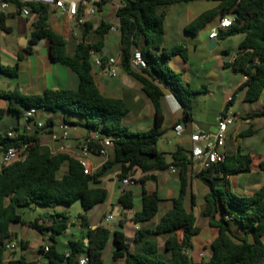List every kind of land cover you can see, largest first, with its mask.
Masks as SVG:
<instances>
[{
	"label": "trees",
	"instance_id": "1",
	"mask_svg": "<svg viewBox=\"0 0 264 264\" xmlns=\"http://www.w3.org/2000/svg\"><path fill=\"white\" fill-rule=\"evenodd\" d=\"M193 1L196 0H119L122 6L117 10L116 18L121 70L140 84L155 111L154 126L141 133H132L125 126L123 118L129 112L127 104L121 99L106 97L94 74L90 53L92 50L103 51L105 40L114 25L101 21L93 32L95 40L90 43L86 38L93 24L88 21L76 29V34L80 32L82 39L71 46L70 40L52 27L50 7L32 6V15L37 17L31 27V43L48 41L52 61L67 67L76 76L78 85L76 88L47 89L38 95L26 94L19 89H0V98L6 102L5 107H0V157L12 146L31 143L30 152L24 160L3 167L0 171V264H39L38 261L30 262L24 255L7 260L10 251L6 249V242L13 241L15 237L12 233L13 224L26 225L40 233H51V243L47 245L49 251L45 253L48 264H80L82 258L87 259V264H105L103 251L111 236L115 246L112 259L123 264H264V181L258 190L248 196L233 192L230 185V178L251 172V155L240 152L232 157L226 155L223 163L196 173V178L209 189L204 196L201 218L207 220L208 226L217 228L218 235L210 245L212 253L209 259L195 262L188 252L202 227L194 213L195 196L189 193L190 162L182 148L171 154L172 161L168 162L167 154L160 152L157 147L164 123L162 84L173 86L186 118L192 116L191 97L195 92L185 86L182 75L172 71L166 63L176 56L186 61L187 49L183 46L166 49L163 44L166 9ZM209 1H216L218 5L199 13L185 30L196 35L216 17L233 18L232 26L222 31L219 39L235 35L244 37L239 44L237 58L225 63V67L246 75L248 79L237 89L227 107L233 104L241 92H244L246 102H256L264 91V0ZM7 19L0 14V27L4 32L12 33L13 30L6 26ZM136 50L142 52L148 63V68L143 71L131 67L130 60ZM26 51L30 53L33 49L29 47ZM222 53L228 55L229 51L223 50ZM106 58V55L102 56V59ZM22 59L23 54H18L16 63L5 65L0 57V75L18 76V62ZM31 110L79 116L80 125L87 131V138L91 139L90 152L99 154V141L112 138V153L99 170L86 174L79 159L67 153H53L41 144L38 132L28 134L20 127L21 119ZM7 113L16 116L4 121ZM64 122L78 125L67 120ZM47 124H54V119L48 118ZM10 131L14 137L8 136ZM52 131L45 130L44 133ZM95 135L98 139L94 138ZM64 165L66 172L61 173ZM172 166L179 171L180 192L178 197L170 200L171 207L154 228L139 229L130 240L121 230L111 231L103 225L95 229L90 227L87 213L108 199L107 191L94 188L93 184L115 172H119L120 179L141 172L142 178L135 182H155L156 171H164ZM259 170L264 172V160L259 164ZM77 201L82 203L85 211L80 215L79 222L84 236L79 241L70 240L66 253L58 250L56 236L67 231L72 223L70 215L56 213L52 220L37 217L27 221L24 218L23 210L32 204L71 206ZM163 201L157 192L143 191L142 210L131 219H127L128 213H122L124 218H119V226L123 228L127 221L135 224L152 221L160 212ZM119 204L123 210L133 208V192L127 190L121 195ZM180 231H183L181 240ZM160 236L165 237L166 256L158 248L157 239ZM19 244L22 250H26L25 241L21 240ZM44 248H41L42 252Z\"/></svg>",
	"mask_w": 264,
	"mask_h": 264
},
{
	"label": "crops",
	"instance_id": "2",
	"mask_svg": "<svg viewBox=\"0 0 264 264\" xmlns=\"http://www.w3.org/2000/svg\"><path fill=\"white\" fill-rule=\"evenodd\" d=\"M184 4H188L190 6L185 12V22L180 25L186 36L183 37L177 32H172L170 30L171 26H165L163 47L170 49L172 47L183 46L182 44H185L183 47L187 49V60L185 61L180 56H176L171 58L166 63L172 71L181 74L184 85L195 92L191 97L192 116L190 118H186L184 107L176 97V92L173 86L171 84H166L165 86L162 84L161 86L164 88V95L161 100V108L164 117V123L162 133L158 139V150L167 154L168 162L172 161L171 154L176 152L178 148H182L187 156V151L191 147L190 137L192 133H194L197 129L215 132L217 130V122L220 115L224 109H227L235 116V122L228 128L224 152L225 155L229 157L235 156L239 152L243 155H251V172L248 174L238 175L243 176V178H247V182H238V194L242 196L251 195L262 186L264 181V172L259 170V164L264 160V107L262 112L257 110H248L247 108L241 110L242 106L240 108H236L238 101L252 104L244 100V92H241L239 95H237L233 101V104L227 107L237 89L244 85L248 78L242 73L233 71L232 68L225 67V63H231L233 56L237 54L239 44L241 43L244 36L235 35L227 37L224 40L218 39V45L216 48L212 51L209 50L207 47L208 43L211 41L209 35L207 38L200 36L198 37L186 32L185 27L198 15L197 13L214 9L218 5V2L209 0H196ZM191 4L193 5L191 6ZM50 10L51 19L53 17L58 19L56 24L53 25L51 23V25L55 30L61 32V30L65 28V23L61 19H66L69 25L68 19L65 17H58L51 8ZM113 12L116 17L114 4H105L102 6L101 11H99L95 17L90 19V22L93 25L95 23L99 24L101 21L112 23L105 19L104 13L110 15ZM32 16L34 17L32 21L33 23L37 16ZM16 17H18V15H12L6 20V26L11 28L13 31L14 28L9 24V22ZM220 21L221 19L218 17L211 30L217 27ZM31 27V25L20 26L16 31L17 39L14 41V45L10 42L8 43L9 45H13L11 47L12 51H7L6 53L10 57L12 63L14 64L18 61V54H23V59L18 62V76L9 77L3 74L0 75V83L2 82L4 84L3 88L0 89L4 91L19 89L26 94L38 95L42 94L47 89L60 90L76 88L78 85L76 76L72 74L67 67L53 62L50 58L48 41H44V43L40 45L38 49H35L29 45V41L31 42ZM69 28H71L70 25ZM1 32L6 33L2 29ZM61 33L66 38L65 33ZM167 37L170 38V42H166ZM29 47L33 49V51L30 53L26 51ZM223 50H228L229 54L224 55L222 53ZM115 51V45L106 39L105 47L103 48L101 54L106 55L107 57L114 56ZM116 55H119V50ZM0 57L2 59V56ZM170 66H173V68ZM94 74L99 84L100 90L106 97L121 99L127 104L129 112L124 116L123 121L129 130L132 128V133L145 132L154 126L155 111L153 105L142 92L141 86L137 81L126 75L122 70L116 78H111L108 75L107 67L102 69L94 66ZM263 98L264 91L260 100L256 102H261ZM5 106L6 102L0 98V107ZM43 113L46 115L47 119H54V124L48 127L49 130L53 129V131H57L58 124L64 120H67L68 123L78 124L75 126L68 124L70 126V134L68 139L65 141L53 142L50 139V133H45V136H42V132H38L42 145L47 146L51 151H55L61 145H65L69 148L68 154L78 159L81 153L79 145L87 138V131L80 125V118L68 115L66 113ZM38 114L39 112L37 113L35 111V119L37 121H41L38 118ZM15 116L16 115L13 113H7L4 121L14 119ZM24 119L25 117L23 120ZM179 123L184 126V132L181 136H178L174 129V127ZM24 125L25 122L22 125L20 121V127L23 128ZM258 135L261 136V139L259 141H253ZM97 137L98 136L96 135L94 136L95 139ZM112 150V147L108 149L109 155L112 153ZM105 161L106 159L99 154L91 153L88 156V165L92 172L99 170ZM64 172H66V170ZM195 172H199V169L197 167L190 166L189 173L191 176V181L189 193H192L196 198V207L194 208V213L198 220H200L201 211L204 208V196L209 189L203 182L196 178ZM138 173H140L139 176ZM154 175L156 176L155 182H135L134 185L126 187V190L133 192L134 198V215L131 216L128 214L127 219L133 218L136 213L142 210L143 191L148 193L157 192L159 197L164 200L161 204V210L158 213L160 216L157 218V215L152 221L148 223L135 224L133 222L127 221L123 228H121L118 224L119 218H124L122 213H125L123 209H118V205H120V191L122 189V182L119 177V172L112 173L104 177L99 183L93 184L94 188H103L108 193V199L106 202L102 203V207L105 210L104 217L107 218L110 215H114L115 217V219L111 221L114 223L111 231H124L127 237L132 240L137 230L148 227L154 228L159 222L160 217L171 207L170 200L178 197L181 188L178 169L176 173H172L170 168H168L164 171H156ZM142 176L143 174L141 172H137L134 177L138 181L142 178ZM233 179H236V176L230 178V180ZM195 184H201V201L199 200L198 194L194 190ZM187 205L189 206V199L187 200ZM94 208H92L90 212ZM88 220L90 227L93 229L99 225L105 226L101 221L96 222L89 216ZM40 223L45 224L42 221H40ZM199 225L202 227V229L200 233L194 237L193 247L188 252L189 256L195 262H203L209 259L212 253L210 245L218 235V229L208 226L206 222L203 224L199 223ZM15 226L17 227L20 225H12V233L15 235V237H17L18 232L15 229ZM23 228L29 230L28 236H25V238L22 239V241L27 243L26 250L30 248L31 243L41 244L45 236L50 239V232L40 233L26 225H24ZM128 230H131L130 236H128ZM83 232V229L79 225L76 226L74 222L69 225V228L63 234L66 238L65 249L63 250L64 253H66L68 250L67 245L70 240L79 241L83 239ZM179 238L180 240L183 238V231L179 232ZM157 241L159 251L162 253V255L166 256V252L164 250L165 237L160 236L158 237ZM84 242H87V239H84ZM114 250L115 246L113 243V237L111 236L107 247L103 251V260L105 264H123L122 261H113L112 256ZM9 253L10 252L7 253V260H10L11 258H17L15 254L10 255ZM22 255L25 256V254ZM36 261H38V263L44 262L45 260L43 255L39 259L37 258Z\"/></svg>",
	"mask_w": 264,
	"mask_h": 264
},
{
	"label": "built area",
	"instance_id": "3",
	"mask_svg": "<svg viewBox=\"0 0 264 264\" xmlns=\"http://www.w3.org/2000/svg\"><path fill=\"white\" fill-rule=\"evenodd\" d=\"M116 0H0V14L6 17H11L12 15H18L21 17L29 18L32 16V6L33 5H44L50 7L58 17H65L68 19L69 25L72 29H76L85 25L86 22L90 21L91 18L95 17L102 6L108 3H113L115 8V13L119 8H121V3L114 2ZM233 24V18L231 16H226L221 19L219 25L213 28L209 34L211 40H218L219 34L222 31H227ZM118 30V26H113L111 31ZM91 57L93 60V65L98 68L108 69V75L111 78H116L121 71V56L114 55L108 56L105 60L102 59L101 52L92 50ZM237 58V54L233 56L232 62ZM131 67L136 71H143L148 68V63L144 59L142 52L136 50L131 57ZM34 117V118H33ZM25 125L22 128L28 134H35L36 132H44L48 129V124L37 121L35 119V110L28 112L24 119ZM235 122V116L224 109L220 115L217 122V130L215 132L204 131L197 129L192 133L190 137L191 147L187 151V158L190 162V166L197 167L199 171L208 170L214 165H218L225 161L226 155L224 152L226 144V136L228 128ZM178 136H181L184 132V126L179 123L174 127ZM70 126L64 121L60 122L57 127V131L50 132V139L53 142L65 141L69 137ZM9 137H14L13 132L8 133ZM98 139V137L96 138ZM91 139L86 138L79 145L80 155L78 157L81 165L83 166L86 174H92V170L88 165V156L90 152ZM101 148L99 149V155L108 159V149L113 147L112 138H104L99 141ZM31 148V143H23L19 146L10 147L1 157H0V171L3 167L12 165L14 163L24 160ZM53 153H69V148L65 145H61L57 150L52 151ZM172 173L177 172L175 166L170 167ZM136 178L134 176H128L121 179L122 189L120 191V196L126 193V187L134 185ZM115 219L114 215L107 217V220L113 221ZM17 244L14 242H6V249L8 251H13L17 248ZM49 251L48 246H45L43 252L44 262L39 264H48L45 258V253ZM80 264H87V259L82 258Z\"/></svg>",
	"mask_w": 264,
	"mask_h": 264
},
{
	"label": "rangeland",
	"instance_id": "4",
	"mask_svg": "<svg viewBox=\"0 0 264 264\" xmlns=\"http://www.w3.org/2000/svg\"><path fill=\"white\" fill-rule=\"evenodd\" d=\"M116 3L119 2V0L114 1ZM200 2V1H199ZM193 4H191L192 6ZM188 7H190L188 4H176L173 6H169L166 9V19H165V26L169 27L171 26V31L172 32H177L179 33L181 36L185 37V32L183 31V29H181L180 25L183 24L186 20V15L185 12L187 11ZM199 14V13H197ZM105 15V19L112 22L113 25L115 27L118 26V21L115 17L114 12L111 13L110 15L107 13H104ZM33 16H30L28 19H26L25 17H21L18 16L12 20H10L9 24L13 26L14 31L12 34H6V33H2L1 32V27H0V56H2V63L5 65H13L10 57L6 54L7 51H12V46L14 45V41L17 39L16 36V31L17 29L22 26V25H31L32 26V21H33ZM218 17H216L212 22H210L204 29H202L197 35L195 36H200L203 38H207L209 35V32L212 28V26H214V24L216 23ZM64 21V25L65 28L61 30V32L65 33V36L67 39L70 40L71 46L75 45L78 41H80L82 39V35L80 34V32H78L77 34L75 33V29L69 28V25L67 23V20H63ZM58 22V19L56 17H53L51 19V23L54 25ZM99 24L95 23L91 29V33L88 34L87 36V41L88 42H93L94 39V31L97 28ZM107 40L110 41L111 43H113L115 45V55L117 54L119 48H120V43H119V31H111L107 37ZM12 43V44H8V43ZM166 42H170V38L167 37L166 38ZM183 46H185V44H182ZM171 68H173V66H170ZM4 84L1 82L0 83V88H3ZM242 106V107H241ZM242 108L241 110H243L244 108H247L248 110H257L262 112V109L264 107V98L261 102H254L252 104H248V103H244V102H240L238 101L237 103V107L236 108ZM74 116V115H72ZM75 117H79V116H75ZM38 118L39 120H41V122H47V117L46 115L40 111L38 114ZM24 120L21 119V124L23 125ZM258 124V123H257ZM132 130V128L130 129V131ZM42 136H45V133L42 132ZM261 136L258 135L255 140L253 141H259L261 138ZM66 170V166H63L60 170L61 173H63ZM198 173V172H195ZM140 175V173H138V176ZM239 177V178H238ZM239 179V180H238ZM243 181V182H247V178H243V176H236V179H233L230 181V185H231V190L235 193H238V182ZM194 190L196 191V193L199 196V200L201 201V197H202V193H201V184H195L194 185ZM196 200V198H195ZM59 212H63L66 213L68 215H70L71 217V222H74L75 225H79L80 222V215L84 214V208L83 205L80 201L75 202L74 204H72L71 206H67V205H63V204H59L55 207H49V206H44V205H39V204H32L31 207L29 208H25L23 210L24 213V218L27 221H33L35 220L37 217H42L43 219H51L52 216H54L56 213ZM104 213L105 210L102 207V204L95 207L91 212L89 211L87 213V216H89L92 220L99 222L101 221L105 226H107L108 228H112L114 223L107 220L106 217H104ZM160 216V214L157 216V218ZM207 223V220L205 219H201L199 220L200 224L203 223ZM20 225V224H19ZM24 225H20V226H15L17 232H18V236L13 238V241L16 243L18 246L15 250L10 251V255L15 254V256L18 258L20 257L22 254H25V257L30 261H36V259L40 258L43 255V252L41 250L42 247L47 246L48 244L51 243V240L48 239L46 236L43 238V241L41 244H34L31 243V246L29 249L27 250H22L20 247V241L25 238V236H28L29 230L23 228ZM130 232L131 230H128V236H130ZM56 240H57V248L60 252H63V250L65 249V236L63 234L61 235H57L56 236Z\"/></svg>",
	"mask_w": 264,
	"mask_h": 264
},
{
	"label": "water",
	"instance_id": "5",
	"mask_svg": "<svg viewBox=\"0 0 264 264\" xmlns=\"http://www.w3.org/2000/svg\"><path fill=\"white\" fill-rule=\"evenodd\" d=\"M45 40H42L40 43H37V44H32L30 41H29V45L34 47L35 49H38L40 45H42L44 43ZM218 45V41L217 40H211L207 47L209 50H214L216 48V46ZM108 70V69H107ZM9 102V101H8ZM7 133L5 132L4 135H6ZM118 209H123V207L121 205H118ZM133 208H130V209H124V211L128 214H130L131 216H133ZM51 219H54V216L51 217Z\"/></svg>",
	"mask_w": 264,
	"mask_h": 264
}]
</instances>
